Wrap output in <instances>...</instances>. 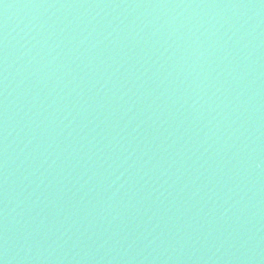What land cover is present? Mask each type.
Masks as SVG:
<instances>
[{
  "label": "water",
  "instance_id": "obj_1",
  "mask_svg": "<svg viewBox=\"0 0 264 264\" xmlns=\"http://www.w3.org/2000/svg\"><path fill=\"white\" fill-rule=\"evenodd\" d=\"M0 264H264V0H0Z\"/></svg>",
  "mask_w": 264,
  "mask_h": 264
}]
</instances>
